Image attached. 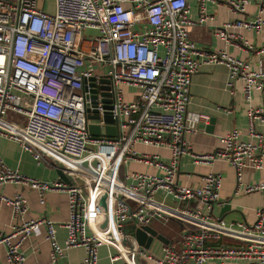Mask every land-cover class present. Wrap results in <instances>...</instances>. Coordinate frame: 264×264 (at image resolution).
I'll return each mask as SVG.
<instances>
[{
    "label": "built area",
    "instance_id": "built-area-1",
    "mask_svg": "<svg viewBox=\"0 0 264 264\" xmlns=\"http://www.w3.org/2000/svg\"><path fill=\"white\" fill-rule=\"evenodd\" d=\"M44 1L39 7L36 0H0V136L36 161L61 169L69 180L38 179L0 159V182L34 189L40 203L46 191H64L67 217L59 225L65 235L59 243L56 223L45 216L13 223L0 231L6 264H27L20 243L37 225L44 227L52 262L67 248L82 246L84 257L77 264H97L98 247L104 245L109 264H137L139 257L156 264H206L212 256L219 264L228 258L264 264V131L254 126L264 124V61L252 67L222 48H196L188 36L191 27L211 18L206 3L243 12L249 0H195V18L187 0H51L50 11L43 9ZM263 26L259 2L251 19L225 21L213 34L227 39L234 36L229 27L258 31ZM86 29L95 32L83 34ZM254 50L264 52V43ZM213 63L225 66V86L241 81L247 103L253 91L262 92L263 100L247 105L244 132L233 127L218 136L213 150L193 153L184 134L197 131L208 115L187 110L188 85L201 64ZM122 84L135 88L130 98L123 97ZM103 98H110L108 107ZM9 112L15 117L8 118ZM104 113L113 121L106 122ZM88 123L99 126L97 136L88 133ZM105 124L114 125V137L103 134ZM136 144L165 146L168 158L136 152ZM185 154L194 163L225 160L234 169V192L258 190L254 219L226 223L213 216L212 206L224 202L222 177L208 171L198 184L179 183L178 161ZM129 159L156 171L125 172L121 166ZM246 167L262 170L257 181L242 182ZM101 194L105 209L97 202ZM1 204L10 206L12 218L26 210L19 192L0 194ZM128 221L134 228L152 221H173L181 228L155 256L137 244L134 228L124 230ZM221 236L238 243L214 241Z\"/></svg>",
    "mask_w": 264,
    "mask_h": 264
},
{
    "label": "crops",
    "instance_id": "crops-1",
    "mask_svg": "<svg viewBox=\"0 0 264 264\" xmlns=\"http://www.w3.org/2000/svg\"><path fill=\"white\" fill-rule=\"evenodd\" d=\"M187 1L189 4V15L195 18L197 15L195 0ZM259 2L264 3V0H249L243 12L233 11L224 3L211 4L208 2L206 3V8L211 18L191 27L188 36L196 48L203 50L222 48L235 57L245 59L252 67H256L260 61H264V52L256 53L254 50V47L264 43V26L258 31L244 27H229L227 31L232 32L234 36H230L227 39H222L213 34V29L221 26L223 22L235 18L251 19ZM38 6L40 7L39 4ZM238 35L241 37H238ZM243 39L246 40V44L243 43ZM248 45L251 47H248ZM225 82L226 68L219 63L201 64L190 77L187 110L203 112L208 115V119L210 117L213 118L210 131L205 130L203 126H198V123H200L198 122L197 131L184 134L185 139L189 143L190 151L193 153L213 150L218 145V136L233 127L240 128L244 132L247 105L256 106L261 104L263 100L262 92L253 91L250 101L247 103L241 93L240 80H234L232 86L229 87L225 86ZM121 87L124 98H130L135 92V88L131 85L122 84ZM7 117L13 118L15 116L9 112ZM207 123L208 120L204 124ZM254 126L256 130L264 131V124L255 121ZM134 147L136 152L156 153L158 158L162 160H167L168 158L169 151L165 146L136 144ZM0 159L7 166L38 179L52 180L57 176L55 168L42 161H36L17 142L4 136H0ZM121 169L125 172L132 170L156 171V168L152 165L133 159L126 160ZM208 171L218 172L221 175L219 197L224 201L223 203L227 202L230 208L224 211L222 217L219 218L241 219L251 222L254 219L255 209L261 202V194L258 190L234 192L236 183L234 169L225 160L217 158L210 163H194L191 161L190 154L182 155L178 161L177 180L181 184L195 185L200 182L201 176ZM261 172V169L243 168L241 174L242 182L257 181ZM15 192H19L25 199L26 210L20 217L12 218L10 206L1 204L0 231H8L11 224L18 223L21 220L45 216L56 223V239L61 243L65 230L59 223L67 217L66 193L62 190H48L44 193L43 202L40 203L37 192L34 189L13 182H0V194L11 196ZM212 215L215 216L214 214ZM151 226L157 230L154 222H151ZM162 226L164 227L161 229L163 231L157 230V232L167 239L166 243H173L181 228L180 224L171 221L162 224ZM133 228L132 222L129 221L124 225V230L127 232H132ZM214 241L228 244L238 243L236 239L227 236H221ZM162 243L164 242L152 238L147 249L153 255L161 256ZM49 249V243L44 237V227L42 225L35 226L20 243V250L24 254L27 264H77L84 257L82 246H72L67 248L56 262H52L49 258ZM0 264H6L5 248L2 243H0ZM97 264H109L104 245L98 247ZM137 264H156V262L139 257L137 258ZM206 264H219V259L212 256L207 259ZM221 264H246V261L241 258H228L223 259Z\"/></svg>",
    "mask_w": 264,
    "mask_h": 264
},
{
    "label": "water",
    "instance_id": "water-1",
    "mask_svg": "<svg viewBox=\"0 0 264 264\" xmlns=\"http://www.w3.org/2000/svg\"><path fill=\"white\" fill-rule=\"evenodd\" d=\"M103 80L108 81V79H103ZM103 87L106 88L107 86L105 85ZM103 99H104L103 100L104 106L108 107L109 102H110V98H103ZM88 117L96 118L97 116L88 114ZM103 119L106 122H112L113 121V119L111 118V116L108 113H104ZM212 122H213V118L210 117L208 119L207 124H203L200 122V123H198V126H201V127L203 126L205 130L210 131ZM87 130H88V133L92 136H97L100 133L99 132V126L97 124H93V123L87 124ZM103 134L105 136L114 137V135H115L114 125L105 124ZM94 162L95 161L93 160L92 163H94ZM82 164L84 165L85 162L83 161ZM55 172L60 177V179H62L65 182H68L69 177L67 175H65L61 171V169L55 168ZM104 196H105V194H101L98 197L97 202L105 209ZM229 209H230L229 204L227 202H225L220 207L212 206L211 212L217 217H222V215H223L222 213L226 210H229ZM104 224H105V219L101 223V226H103ZM133 235L135 237L137 244L144 247V248H148L152 238L159 239L164 243L167 242V239L161 233L157 232V230L149 224H142V225L135 227L133 230Z\"/></svg>",
    "mask_w": 264,
    "mask_h": 264
},
{
    "label": "rangeland",
    "instance_id": "rangeland-1",
    "mask_svg": "<svg viewBox=\"0 0 264 264\" xmlns=\"http://www.w3.org/2000/svg\"><path fill=\"white\" fill-rule=\"evenodd\" d=\"M41 0H36L37 5H40ZM43 9L45 10H50L51 9V0H45L44 1V5H43ZM95 30H90V29H86L83 31V34H87V33H94ZM226 223H229L232 219L226 218L224 219ZM155 223V226L157 227L158 231H163L161 229H163L164 227L162 226V224L156 222V221H152ZM159 225V226H158ZM234 226H236V224H233Z\"/></svg>",
    "mask_w": 264,
    "mask_h": 264
}]
</instances>
